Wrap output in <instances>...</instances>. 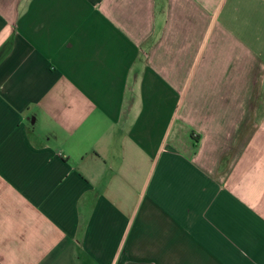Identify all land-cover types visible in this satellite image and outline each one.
I'll use <instances>...</instances> for the list:
<instances>
[{
  "label": "crops",
  "instance_id": "obj_1",
  "mask_svg": "<svg viewBox=\"0 0 264 264\" xmlns=\"http://www.w3.org/2000/svg\"><path fill=\"white\" fill-rule=\"evenodd\" d=\"M0 264H264V0H0Z\"/></svg>",
  "mask_w": 264,
  "mask_h": 264
}]
</instances>
